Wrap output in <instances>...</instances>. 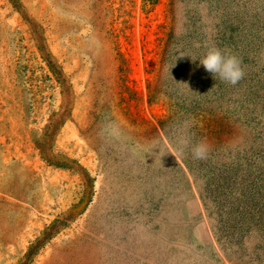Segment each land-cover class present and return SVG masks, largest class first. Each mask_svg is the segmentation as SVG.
Segmentation results:
<instances>
[{"label": "rangeland", "instance_id": "1", "mask_svg": "<svg viewBox=\"0 0 264 264\" xmlns=\"http://www.w3.org/2000/svg\"><path fill=\"white\" fill-rule=\"evenodd\" d=\"M0 264H264V0H0Z\"/></svg>", "mask_w": 264, "mask_h": 264}, {"label": "clouds", "instance_id": "2", "mask_svg": "<svg viewBox=\"0 0 264 264\" xmlns=\"http://www.w3.org/2000/svg\"><path fill=\"white\" fill-rule=\"evenodd\" d=\"M199 61L205 71L212 74L213 77H218L222 82L232 86H235L244 78L245 72L241 66V60L228 50H222L215 46L209 47L204 57ZM184 84L188 87L186 83ZM192 155L194 159H205L207 147L204 144H196L192 147Z\"/></svg>", "mask_w": 264, "mask_h": 264}]
</instances>
